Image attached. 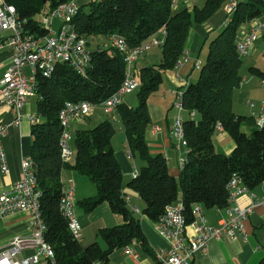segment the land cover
<instances>
[{
  "label": "trees",
  "instance_id": "16d2710c",
  "mask_svg": "<svg viewBox=\"0 0 264 264\" xmlns=\"http://www.w3.org/2000/svg\"><path fill=\"white\" fill-rule=\"evenodd\" d=\"M68 1L72 0H7V4L14 8L23 33L42 37L47 32L41 27V17ZM76 1L78 12L73 25L88 41L91 54L86 76H79L65 64H57L47 78L36 75L37 121L31 125L28 157L40 191V214L46 229L44 241L54 252L55 264H106L113 252L133 242L146 254L153 255L139 220L122 193V173L110 145L115 135L113 120L105 118L92 129L77 130L72 142L74 162L64 164L60 158L58 112L66 102L98 106L117 92L124 80L125 63L122 54L111 44L101 49L108 38L120 37L129 48H134L164 30L160 62L136 73L139 82L136 106L121 103L115 110L130 155L142 162L137 176L127 186L143 201L142 214L152 223L164 214L166 206L179 201L188 223L192 221L194 204L204 209H224L229 196L227 185L233 177L248 191L264 183V125L258 128L252 118L232 112L233 95L242 79L237 37L247 24L264 18V0H235L230 21L209 42L196 82L182 90V109L186 113L182 129L187 153L178 179L168 173L162 155L149 154L144 138L151 126L148 98L158 90L162 75L174 70L181 60L190 29L208 22L231 0H204L200 8L191 10L173 9L172 0ZM92 37L96 38L95 42ZM249 72L264 78V72L251 69ZM244 125L247 130L243 129ZM216 126L234 143L229 155L214 151ZM64 169L86 177L96 187L94 198L80 202L85 212L106 203L122 219L119 226L99 230L97 241L87 247L73 238L59 211ZM99 242L104 244L103 249Z\"/></svg>",
  "mask_w": 264,
  "mask_h": 264
},
{
  "label": "built area",
  "instance_id": "2783aa9c",
  "mask_svg": "<svg viewBox=\"0 0 264 264\" xmlns=\"http://www.w3.org/2000/svg\"><path fill=\"white\" fill-rule=\"evenodd\" d=\"M187 0H172V8L177 9L179 2L186 4ZM236 6L235 0L229 1L224 6L226 20ZM78 12L76 0L59 4L56 8L43 15L40 24L46 30V35L34 37L22 31V24L18 21L14 8L7 4V0H0V33L7 36L2 46L11 52V57L0 81V104L6 106L13 114L12 124L18 126L22 120L21 111L28 99L35 96L36 75L43 78L51 75L57 64H65L72 68L79 76L85 77L91 61L88 41L80 36L73 25V19ZM60 21L57 30H53V20ZM165 31L152 37L147 43L129 48L125 41L117 36H111L101 44V49L108 44L114 46L123 56L125 75L122 84L116 93L98 106L87 102H66L58 112V121L61 127L60 158L64 164L71 163L73 153L70 149L72 141L71 126L89 117L95 108H99L106 118L113 120L116 107L122 103L125 95L132 94L139 87V82L134 71L135 61L152 48L162 46ZM264 34V18L247 24L246 30L237 37L236 49L240 57L249 54L253 45ZM95 42L96 38L92 37ZM183 55H186L185 53ZM264 56V53H263ZM181 60L177 63L179 66ZM198 64L196 67L198 68ZM27 72L29 74H27ZM264 93V78L260 80ZM175 96L174 106L179 112L182 109V92H171ZM193 117V115H191ZM256 127L264 125V96L261 109L252 115ZM31 124L36 120L29 119ZM183 117L178 116L173 120L170 136L175 141L177 148L186 149L183 137ZM10 126V125H9ZM9 126L0 125V168L5 174L8 172L5 154L1 139ZM223 131L216 126V133ZM186 163V156L178 163L181 170ZM21 176L14 182L8 191L0 194V216L22 213L27 216L29 234L15 236L9 243L0 249V264H55L54 252L44 241L45 225L40 214V191L34 176L33 164L29 157L20 162ZM135 169L131 178L137 176ZM229 192L227 206L222 209L225 217L216 225L208 223L204 216L203 207L194 204L191 207L192 221L187 222L182 203L179 201L165 207L164 214L154 223L159 236L167 243L166 249L154 251L158 264H192L198 254L206 255L210 241H234L244 235V223L253 210L264 206V194L260 198H253L250 207L241 209L233 206L235 199L242 194H249L239 179L233 177L227 185ZM59 211L67 222V227L73 238L80 242V225L75 214L73 201V185L68 182L62 185ZM136 213L134 207H129Z\"/></svg>",
  "mask_w": 264,
  "mask_h": 264
},
{
  "label": "crops",
  "instance_id": "0c3cea01",
  "mask_svg": "<svg viewBox=\"0 0 264 264\" xmlns=\"http://www.w3.org/2000/svg\"><path fill=\"white\" fill-rule=\"evenodd\" d=\"M203 2L204 0H187L186 4L179 2L176 10L180 8H188L189 10L193 7L200 8ZM226 16L223 7L208 22L202 25H195L190 29L184 49L186 55L182 56L180 65L162 75V83L158 90L148 98L147 111L151 126L144 135L148 151L150 155L160 154L165 158L168 173L175 179H178L180 173L178 163L186 156L187 150L177 148L175 141L170 136L173 123V115L170 110L174 99V95L171 92H179L183 85L196 82L199 68L202 65L199 57L203 50L205 39L208 40L210 35L214 36L215 33L220 31L224 26ZM246 27H243L240 33L245 31ZM6 36V33H0V81L11 57L10 50L2 46ZM152 50L135 61V72L146 66L157 65L160 62V50L157 53H151ZM263 53L264 39L261 37L254 43L249 54L242 60L240 69L242 79L238 89L234 92L232 100V112L235 115L252 118V115L258 113L261 109L264 96L260 85L261 79L249 72V70L264 72ZM196 64L199 65L198 68ZM129 95L123 96L122 103L127 104ZM32 97L28 99L21 111L22 120L18 126L12 124L14 119L12 112L6 106L0 104V125H10L1 139L8 172L4 174L0 168V194L8 191L11 185L20 178V162L28 157L32 142L30 135L32 124L29 119L34 118L37 121L36 110L33 111L34 102L31 101ZM34 97L36 108V96ZM136 104L137 99L135 100V106ZM98 110L96 117L99 123L106 117L100 109ZM91 117L90 115L84 120L72 124L70 129L72 137L77 130H87L85 126L90 124ZM113 118V122L118 121L115 114ZM243 129L247 130L246 125L243 126ZM110 143L122 173L123 196L129 207L136 208L137 212L132 213L139 220L148 249L153 255L146 254L139 244L133 242L127 248L113 252L106 264H158L154 257V251L166 249L167 243L159 236L154 223L142 214L144 209L143 201L137 193L127 186L131 179V172L133 169L138 172L142 162L130 155L125 139L121 148L113 145L112 139ZM213 147L216 153L229 155L234 149V143L226 133H216L213 137ZM74 156L75 154H73L71 164L74 162ZM61 182L64 185L71 182L73 185V201L75 214L81 228L80 245L82 247H87L96 242L99 230L122 224L121 217L113 214L106 203L100 204L90 212L83 210L80 202L94 198L97 194L96 187L86 177L71 169H64L61 173ZM263 194L264 183L250 191L249 194L238 196L232 205L241 209L248 208L251 206L253 198H260ZM203 212L208 223L214 226L225 217L223 210L203 208ZM28 234L27 216L25 214L14 213L0 216V249L4 248L13 237L27 236ZM99 245L102 249L104 248L102 242H99ZM192 264H264V206L255 208L248 216L244 223L243 237H238L234 241H210L207 254L196 255Z\"/></svg>",
  "mask_w": 264,
  "mask_h": 264
},
{
  "label": "rangeland",
  "instance_id": "374dc122",
  "mask_svg": "<svg viewBox=\"0 0 264 264\" xmlns=\"http://www.w3.org/2000/svg\"><path fill=\"white\" fill-rule=\"evenodd\" d=\"M83 1H86V0H78V2H83ZM59 25H60V21L59 20H57V19H54L53 20V26H52V29L55 31V30H57L58 29V27H59ZM218 33V32H217ZM217 33H215L214 34V36L213 35H210L209 37H208V40L207 39H205V44H204V47H203V50H202V52H201V55H200V57H199V61H200V63L201 64H203L204 62H205V59H206V56H207V51H208V45H209V42H210V40L211 39H213L214 37H215V35L217 34ZM99 41H101V40H99ZM93 47V45H91V48ZM153 49V50H152ZM151 50V53H157V52H159V49L158 48H152ZM150 52V51H149ZM148 53V52H147ZM242 60H244V57H243V59ZM136 73H137V71H136ZM27 74H29L28 72H27ZM186 86V85H185ZM185 86L183 85L182 86V88H180V90L179 91H181L182 92V90L185 88ZM184 87V88H183ZM137 92L136 91H134L132 94H130L129 95V100H128V102H127V104L129 105V106H131V107H133V106H135V100L137 99ZM173 99V98H172ZM170 100H171V97H170ZM31 101H33L34 102V108H33V111H35L36 110V108H35V97L33 96L32 97V100ZM170 102V101H169ZM174 102H175V96H174V99L172 100V108H171V110H170V113L173 115V120L176 118V117H178V116H182L183 118H185L186 117V113H185V111H181V112H179V110H178V108H176L175 106H174ZM96 110H95V112L93 111V113H91V122H90V124L88 125V126H85L86 127V129H92L95 125H97L98 124V119H97V117H96V115H97V113L99 112V108H95ZM113 126H114V129H115V131H116V135L115 136H113V138H112V143H113V145H115L117 148H121L122 147V144L124 143V139H125V135H124V132H123V129H122V126H121V124H120V122L119 121H117V122H113ZM72 142H73V137H72V141L70 142V149H71V152L74 154V150H73V144H72ZM111 144V143H110ZM139 162V161H138Z\"/></svg>",
  "mask_w": 264,
  "mask_h": 264
}]
</instances>
